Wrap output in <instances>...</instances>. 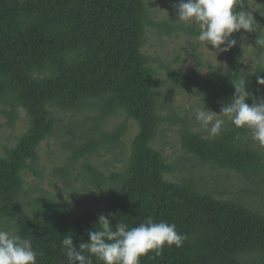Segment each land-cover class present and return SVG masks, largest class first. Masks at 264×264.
I'll return each instance as SVG.
<instances>
[{"label":"trees","instance_id":"16d2710c","mask_svg":"<svg viewBox=\"0 0 264 264\" xmlns=\"http://www.w3.org/2000/svg\"><path fill=\"white\" fill-rule=\"evenodd\" d=\"M250 1L246 0L247 10ZM253 16L264 26V12ZM175 18L173 7L169 20H152L145 0H0V102L21 107L30 121L16 145L0 156L1 219H16L25 211L18 201L23 171L36 172L37 148L58 127L51 107L91 113L84 139L71 146L74 160L96 153L101 146L120 147L128 124L123 121L104 131L108 117L124 112L139 126L121 171L106 176L85 165L93 184L111 189L100 213L42 199L36 216L15 223V234L32 238L38 264H67L63 237L72 236L77 246L88 242L99 215L109 213L115 216L113 224L122 221L131 228L151 217L154 222L175 223L186 236L181 247L165 245L159 256L150 252L140 264H264V213L219 198L192 177L166 179L175 166L151 145L162 121L160 93L150 58L142 49L147 27L170 34L181 28L170 22ZM232 38L237 44L225 52L227 71L212 68L206 75L197 68L191 74L170 71L174 86L194 88L207 102L227 104L243 72L253 98L264 95V85L256 81L257 75L264 77V49L256 51L254 70L243 71V38L239 34ZM169 114L172 124L180 119ZM180 137L184 150L204 166L235 170L249 178L264 174V152L250 144L251 133L245 129L232 125L219 136L204 138L185 120ZM248 254L262 261L246 260ZM93 264L101 262L93 257Z\"/></svg>","mask_w":264,"mask_h":264},{"label":"rangeland","instance_id":"374dc122","mask_svg":"<svg viewBox=\"0 0 264 264\" xmlns=\"http://www.w3.org/2000/svg\"><path fill=\"white\" fill-rule=\"evenodd\" d=\"M145 1L150 18L158 22L169 20L173 5L179 2V0ZM248 10L252 11L253 15L258 11L264 12V0H251ZM177 19H171L170 22L180 24L181 28L170 34L160 32L156 27H147L145 45L142 49L150 58V66L154 72L152 75L156 80V89L160 93L158 114L162 121L151 145L162 152L168 163L175 166V172L166 174L165 177L172 181H179L181 177H192L203 190L212 191L215 196L222 199L244 203L264 213V174L262 176L256 174L249 178L235 170L213 168L211 164L204 166L198 161L195 162L182 147L180 130L185 120L193 131L201 133L204 138L213 137L195 120L194 112L186 108V105L199 107L204 103L206 108L219 114L222 104L205 101L203 95L194 88L175 87L168 73L177 71L191 74L196 68L201 75H206L212 68L225 72L229 69V63L225 52H218L212 45L205 46L195 39L196 32L199 33L197 25L180 23L176 21ZM236 34L243 38L240 46L242 70L252 71L258 58L255 41L259 34L264 36V26L260 25L259 34L256 36L254 32L248 33L244 30L233 33V36ZM261 59L264 60V50ZM13 106L0 102L1 157H5L8 149L16 145L30 125L26 112L17 105ZM13 109L15 111H12ZM51 109L58 118L56 132L40 142L37 148L40 160L35 168L36 172L30 168L23 171L24 183L18 201L24 205L25 211L16 219L0 218V228L14 232L17 221L38 214L42 199L65 204L76 211L100 213L111 189L93 184L90 181L91 176L85 171V165L89 164L108 176L121 171L127 163L132 141L139 131V126L134 119L127 117L126 113L120 112L110 116L103 124V130L110 131L119 123L127 122L128 130L120 147L101 146L96 153L74 160L71 146L80 144L84 139L83 130L89 129L91 113L66 111L57 107ZM169 113H174L180 119L172 124ZM13 116L16 118L14 122H10ZM231 126V122L226 120L224 129ZM250 144L264 152V146H260L252 137ZM245 259L262 261L256 254H248Z\"/></svg>","mask_w":264,"mask_h":264},{"label":"clouds","instance_id":"9594fccd","mask_svg":"<svg viewBox=\"0 0 264 264\" xmlns=\"http://www.w3.org/2000/svg\"><path fill=\"white\" fill-rule=\"evenodd\" d=\"M245 3L246 0H179L173 7L177 22L198 26L197 41L212 45L218 52H227L237 44L233 33L259 31L260 25ZM255 44L264 49V36L259 34ZM238 76L233 84L234 94L227 104L221 105L219 114L206 108L204 103L199 107L189 104L186 108L194 112L195 120L211 136H219L227 120L235 128L249 131L252 139L264 146V95L253 98L247 89L245 74L241 72ZM256 81L264 85V77L257 75ZM249 98H253L251 104L247 103ZM113 219L115 216L111 213L99 215L98 222L88 232V242L82 241L78 246L72 236L65 235L61 245L67 264H93V257L101 264H140L141 257L148 253L159 256L165 245L179 248L186 240L175 223L154 222L149 217L130 228L122 221L113 224ZM38 256L30 236L0 228V264H38Z\"/></svg>","mask_w":264,"mask_h":264}]
</instances>
